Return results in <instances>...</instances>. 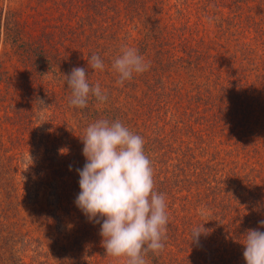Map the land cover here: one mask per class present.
<instances>
[{
    "label": "rangeland",
    "instance_id": "obj_1",
    "mask_svg": "<svg viewBox=\"0 0 264 264\" xmlns=\"http://www.w3.org/2000/svg\"><path fill=\"white\" fill-rule=\"evenodd\" d=\"M2 5L19 14L30 39L59 55L61 67L47 70L45 83L43 75L29 85L16 80L13 88L0 83V264H126V258L105 254L101 224L75 204L86 128L122 113L144 139L168 222L176 215L210 218L198 243L207 238L215 248L204 259L190 248L188 259L176 247L182 239L169 238L168 230L164 249L148 253L147 264H246L247 231L264 232L257 205L264 202V0H0ZM125 46L137 49L149 68L121 84L112 65ZM93 54L103 71L88 66ZM171 57L177 61L166 65ZM0 63L8 75L25 76L3 34ZM68 63L84 68L90 86L99 84L107 94L101 110H111L110 117L70 104L72 89L62 73ZM206 182L225 190L212 192L211 203L197 202L201 193L184 189L190 183L203 189ZM176 189V198L167 193Z\"/></svg>",
    "mask_w": 264,
    "mask_h": 264
},
{
    "label": "clouds",
    "instance_id": "obj_2",
    "mask_svg": "<svg viewBox=\"0 0 264 264\" xmlns=\"http://www.w3.org/2000/svg\"><path fill=\"white\" fill-rule=\"evenodd\" d=\"M88 66L104 70L102 59L95 54ZM112 67L118 74V83L123 84L134 74L147 71L149 65L137 49L125 46ZM87 76L82 67H75L64 76L72 89V106L85 108L90 95L101 102L108 99L99 84L90 86ZM81 140L86 163L77 169L80 192L76 206L90 222L101 224L106 255L126 258V264H147L144 257L149 252L159 254L165 247L169 218L165 196L155 190L143 137L119 120L101 119L86 128ZM60 151L65 153L67 149ZM259 223L264 227V220ZM203 225L194 228L191 242H198L200 235L206 233ZM243 246L246 264H264V232L249 229Z\"/></svg>",
    "mask_w": 264,
    "mask_h": 264
},
{
    "label": "trees",
    "instance_id": "obj_3",
    "mask_svg": "<svg viewBox=\"0 0 264 264\" xmlns=\"http://www.w3.org/2000/svg\"><path fill=\"white\" fill-rule=\"evenodd\" d=\"M99 4H100L99 2L98 3L96 2L94 5L95 7H97L99 6ZM5 9L6 8L3 5L0 6V40L3 34L5 37V43L7 45H10V47H12L14 54L18 59V62L22 63V66L24 67L26 73L24 77H20L22 76L21 74L20 76H18L20 78L16 79L14 78V76H10L8 75L7 72H4L3 67H2L3 63H0V83L9 86V88H13L16 80L21 81L23 84L29 85L34 80H37L38 82V79L42 75H43V83H45L44 76L47 73V70H53L56 67H61L59 63L60 60H58V57H57L59 55H55L53 52L51 53L48 52V50L45 48V46L41 42L39 41L37 42L35 41V39L34 40L30 39L26 31V27L22 23L21 18L19 17V14L11 9H8L7 11ZM47 35L51 36L52 37L51 39H53L49 41L51 42L56 41L54 34L49 33ZM171 58H172L171 60L169 59L168 61H166L168 62L166 65L173 66L175 64V62L177 61V58L175 57H171ZM161 60L163 61V59ZM71 67L73 66L68 63L66 66L68 70L62 69V73L69 75L71 73V70L73 69ZM153 69L155 71L157 70L156 68H153ZM54 73L58 74V72H54ZM210 96L212 97L211 92H210ZM37 97H38L37 101H39L38 99L41 98L39 94ZM44 97H46V95ZM92 98H93L92 101H88L87 103L91 105L85 107L83 111L94 110L95 113H98L101 116H104L107 118L110 117L109 115L111 114V110H108V109H104L103 111L101 110V106L105 104V101L104 102L98 101L94 96H92ZM160 108L163 109L164 104H162ZM74 110L81 111V109L79 108H76V109L74 108ZM112 111L114 112V114H116L115 112H117V108L112 109ZM27 112H28V109L23 110L22 113H19L20 117L24 116ZM116 120H119L122 124H125V126L128 127V129L132 131L133 133H138L137 131H134L129 124L127 125L128 117L126 116V113L117 115ZM161 137L162 136L154 135V138L158 140L159 142L163 141V138ZM149 144L153 146L152 142H150ZM166 180L169 181L167 178ZM182 181L183 180L180 179L179 181H177V183L182 184ZM210 184H211L210 182L208 184L206 182V186L202 189L200 185H196L195 188H193L195 184L190 183V185H186V188L184 189L189 193V195L192 190L199 191L201 194L197 198V202L211 203L215 201L209 198L212 192L217 191L218 193H220V190L222 192H225V190L224 189L222 190L220 187L218 188L212 185L210 186ZM178 189L170 190V192H167V193L170 196L175 197L174 192L179 191ZM228 192L230 193V190H228ZM206 194L207 196L203 197ZM257 205H259V207L261 208L260 210H262L264 213V202L260 201L257 203ZM173 218H174L173 222H168L169 238H173L174 236H177L178 241L182 239V245L183 244H185L186 246H188V244L190 245L188 246V248H184L182 247V245H176V247L178 248V253H185L186 258L190 259L193 257V254L191 253L190 248H194L196 249V251H198L203 256V259H204L207 254L215 252V248L213 244L211 245V247H209L210 242L207 238H203L200 244L198 242H195V244H193L192 242H190V240L187 238V235H186V232L189 231V233L192 236V232L194 228H197L203 224H204L203 225L204 228L207 230L205 226L208 225V223H210V220H209L210 218L203 219L201 221H193L192 219H189L187 216H185L184 218L183 217L180 218L179 215H176V217H173ZM185 226L188 227L187 231L185 229ZM183 234L185 235V237L183 236ZM149 255H154V254L149 252ZM214 259H216V257Z\"/></svg>",
    "mask_w": 264,
    "mask_h": 264
}]
</instances>
